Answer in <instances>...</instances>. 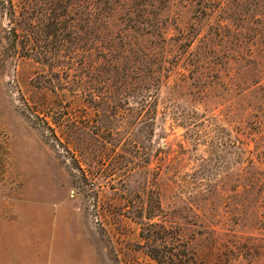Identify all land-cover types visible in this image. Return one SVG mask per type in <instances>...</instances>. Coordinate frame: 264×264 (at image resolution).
Returning <instances> with one entry per match:
<instances>
[{
  "label": "rangeland",
  "instance_id": "374dc122",
  "mask_svg": "<svg viewBox=\"0 0 264 264\" xmlns=\"http://www.w3.org/2000/svg\"><path fill=\"white\" fill-rule=\"evenodd\" d=\"M0 264H264V0H0Z\"/></svg>",
  "mask_w": 264,
  "mask_h": 264
},
{
  "label": "trees",
  "instance_id": "16d2710c",
  "mask_svg": "<svg viewBox=\"0 0 264 264\" xmlns=\"http://www.w3.org/2000/svg\"><path fill=\"white\" fill-rule=\"evenodd\" d=\"M4 1H5V2L9 1V2H10L11 0H4Z\"/></svg>",
  "mask_w": 264,
  "mask_h": 264
}]
</instances>
